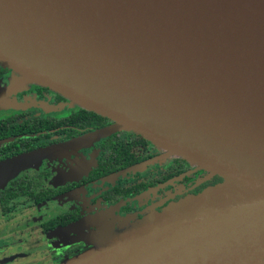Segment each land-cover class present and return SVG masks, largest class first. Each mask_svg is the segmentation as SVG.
<instances>
[{
    "label": "water",
    "instance_id": "water-1",
    "mask_svg": "<svg viewBox=\"0 0 264 264\" xmlns=\"http://www.w3.org/2000/svg\"><path fill=\"white\" fill-rule=\"evenodd\" d=\"M0 64L220 178L59 264H264V0H0Z\"/></svg>",
    "mask_w": 264,
    "mask_h": 264
},
{
    "label": "flooded vegetation",
    "instance_id": "flooded-vegetation-1",
    "mask_svg": "<svg viewBox=\"0 0 264 264\" xmlns=\"http://www.w3.org/2000/svg\"><path fill=\"white\" fill-rule=\"evenodd\" d=\"M0 64V264H59L220 178ZM26 84V85H25ZM25 85V86H24ZM111 232V233H112Z\"/></svg>",
    "mask_w": 264,
    "mask_h": 264
},
{
    "label": "rangeland",
    "instance_id": "rangeland-1",
    "mask_svg": "<svg viewBox=\"0 0 264 264\" xmlns=\"http://www.w3.org/2000/svg\"><path fill=\"white\" fill-rule=\"evenodd\" d=\"M16 78H19V77H18V76H16ZM25 85H26V84H25ZM25 85H24V86H25ZM110 232H111V231H110ZM110 232H108V233H110ZM105 233H106V232H103V233H102V234H100V235H105ZM100 235H99V236H95V237H94V239H97V238H99V237H100Z\"/></svg>",
    "mask_w": 264,
    "mask_h": 264
}]
</instances>
